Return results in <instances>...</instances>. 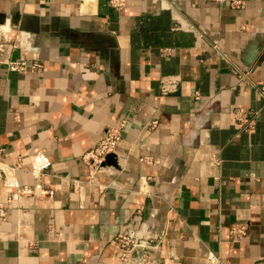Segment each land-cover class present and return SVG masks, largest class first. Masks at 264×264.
Returning a JSON list of instances; mask_svg holds the SVG:
<instances>
[{
    "label": "crops",
    "instance_id": "crops-1",
    "mask_svg": "<svg viewBox=\"0 0 264 264\" xmlns=\"http://www.w3.org/2000/svg\"><path fill=\"white\" fill-rule=\"evenodd\" d=\"M110 1L0 0V160L30 184L43 152L53 191L7 204L0 180V264H119L129 228L147 264H264V0ZM121 122L90 182L83 154Z\"/></svg>",
    "mask_w": 264,
    "mask_h": 264
},
{
    "label": "built area",
    "instance_id": "built-area-1",
    "mask_svg": "<svg viewBox=\"0 0 264 264\" xmlns=\"http://www.w3.org/2000/svg\"><path fill=\"white\" fill-rule=\"evenodd\" d=\"M237 2L233 1L232 4ZM123 0H111L110 6L114 9H120ZM2 32L0 38V51H2L5 42V35ZM8 69L13 72H24L26 70L41 72L43 66L38 62L28 63L26 60H10L7 63ZM245 76V74H243ZM264 96V86L259 89ZM237 119L240 120V112H236ZM157 125V120H151L148 124L149 129H153ZM123 122L119 126L107 128L100 140L90 150L82 156V162L88 166L90 170V182L96 180L97 175L103 170V164L109 156L115 155L117 145L121 140V128ZM147 161V159H142ZM215 162L216 160L213 159ZM29 168L28 173L31 178L30 184H20L16 173L20 170L17 163L8 164L0 160V180L2 186L10 191L6 197V203L11 204L18 198L28 197H52L53 191L43 187L42 179L47 176L51 167L49 158L41 151H34L28 156ZM5 216L4 204L0 203V218ZM248 223L235 222L229 226V234L233 241H239L247 234ZM113 246L118 251L119 264H147L148 256L146 249L154 244L151 236L146 233L142 234L138 230L129 228L117 233L113 240ZM205 264H222L220 257L209 252L205 258Z\"/></svg>",
    "mask_w": 264,
    "mask_h": 264
}]
</instances>
